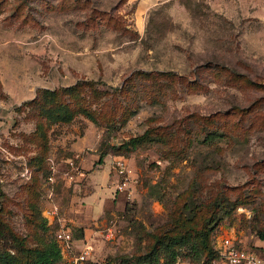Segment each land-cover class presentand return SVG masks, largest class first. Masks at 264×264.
<instances>
[{
	"label": "rangeland",
	"instance_id": "1",
	"mask_svg": "<svg viewBox=\"0 0 264 264\" xmlns=\"http://www.w3.org/2000/svg\"><path fill=\"white\" fill-rule=\"evenodd\" d=\"M137 2L0 0V264H264V0Z\"/></svg>",
	"mask_w": 264,
	"mask_h": 264
},
{
	"label": "built area",
	"instance_id": "2",
	"mask_svg": "<svg viewBox=\"0 0 264 264\" xmlns=\"http://www.w3.org/2000/svg\"><path fill=\"white\" fill-rule=\"evenodd\" d=\"M69 164H72L71 161H68ZM115 165L118 173H122L124 169V161L122 159H116ZM50 168L53 170V166L50 165ZM51 179V176H49ZM124 183V182H123ZM123 184L118 182L116 184L117 189H121ZM49 212L55 214L57 210V205L51 203L47 209ZM55 238L61 240L69 247L71 242V233L68 227L64 226L63 223L60 224V227L56 229ZM89 254V249L87 246H83L80 251L74 257L75 262H81L86 260L87 255ZM217 257L212 260L211 264H260L259 259L253 250L247 248H241L235 245L230 237H223L220 241V245L217 248Z\"/></svg>",
	"mask_w": 264,
	"mask_h": 264
},
{
	"label": "trees",
	"instance_id": "3",
	"mask_svg": "<svg viewBox=\"0 0 264 264\" xmlns=\"http://www.w3.org/2000/svg\"><path fill=\"white\" fill-rule=\"evenodd\" d=\"M99 160V159H98ZM260 238H264V234L260 235ZM217 250L213 249L205 258L207 264H211L212 260L217 257ZM60 257V249L54 240L47 241L41 248L37 249L34 264H47L52 260H57ZM175 257V253L172 252L169 261L166 264H172V260Z\"/></svg>",
	"mask_w": 264,
	"mask_h": 264
},
{
	"label": "crops",
	"instance_id": "4",
	"mask_svg": "<svg viewBox=\"0 0 264 264\" xmlns=\"http://www.w3.org/2000/svg\"><path fill=\"white\" fill-rule=\"evenodd\" d=\"M167 0H138V4L136 6V10L134 11V22L136 25H139L140 18H141V12L144 7L149 6L150 4L154 2H164Z\"/></svg>",
	"mask_w": 264,
	"mask_h": 264
}]
</instances>
